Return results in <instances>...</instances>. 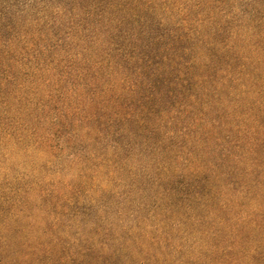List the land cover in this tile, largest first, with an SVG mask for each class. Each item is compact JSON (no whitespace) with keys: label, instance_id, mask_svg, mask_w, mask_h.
<instances>
[{"label":"trees","instance_id":"1","mask_svg":"<svg viewBox=\"0 0 264 264\" xmlns=\"http://www.w3.org/2000/svg\"><path fill=\"white\" fill-rule=\"evenodd\" d=\"M0 264H264V0H0Z\"/></svg>","mask_w":264,"mask_h":264}]
</instances>
